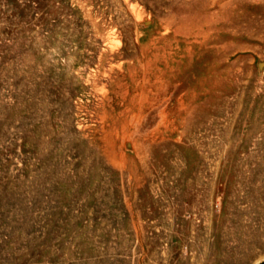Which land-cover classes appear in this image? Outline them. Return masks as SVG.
Segmentation results:
<instances>
[{"label":"rangeland","instance_id":"374dc122","mask_svg":"<svg viewBox=\"0 0 264 264\" xmlns=\"http://www.w3.org/2000/svg\"><path fill=\"white\" fill-rule=\"evenodd\" d=\"M134 1L144 37L123 0H0V264H264V0ZM102 19L151 63L117 156Z\"/></svg>","mask_w":264,"mask_h":264},{"label":"bare ground","instance_id":"6f19581e","mask_svg":"<svg viewBox=\"0 0 264 264\" xmlns=\"http://www.w3.org/2000/svg\"><path fill=\"white\" fill-rule=\"evenodd\" d=\"M123 3L129 12V21L134 23L135 29L137 30L139 36L144 37L145 34H147V31L143 32V29L148 30L150 28L149 26L153 25L154 21H152L151 17H148L146 15V11L143 8H140L138 5L135 4L134 0H123ZM137 4H139V3H137ZM150 5H152V4H150ZM91 12H92V10H91ZM180 17L181 18L179 20L183 22V21L187 20L190 16L180 15ZM177 22L179 23V21H177ZM189 22H191V21H189ZM184 23H188V22H184ZM168 25H170V24H168ZM201 25H203V24H201ZM95 26H96L97 30H98V28H103V29L108 30L107 21L105 19H102L99 21L95 20ZM165 26L168 27L167 25H165ZM187 27H190V26H187ZM191 27H190V29H191ZM186 29H188V28H186ZM98 31H99V37H97V40H98V42L102 43L101 49H102V53H103V54H101L100 59H102L104 61L105 68L108 70V72L106 73V76H104L97 83L99 88H100L101 94L98 95L97 105L93 109L94 110L93 111L94 112V119L96 120V124L100 125L101 121H103V122L108 121L103 116L106 115V108L108 107L110 100L112 101L113 95L115 93H117L120 89L123 90L126 87H128V89H129V87H130L131 91L130 92L127 91L125 93L126 97L128 99L139 95L142 90L144 91L145 87L149 84V80H150L149 77L151 75V73H150L151 71L149 72L148 65L150 66L151 63L147 64V60H146L145 56H143V54H141L140 56H137L134 59H133L134 56L132 57V59H129V56H128L129 52L122 45V38L123 37L121 38V34H120L121 32H118L117 30H114V29H111L110 31L108 30L109 32H105V31H101V30H98ZM158 32L159 31H157V34H158ZM166 32H168V31H165V33ZM188 35H187V37H188ZM196 35H197L196 37H197L198 41H196L195 44L199 45L201 42L200 39L202 36L201 32L198 31V33ZM111 36L116 37L117 41H119L118 45L110 42ZM179 36H181V35H179ZM155 48H157V47H155ZM121 97H123V96H121ZM124 104L121 106L119 114L116 111V114L118 116L115 117L114 120H112L113 121L112 124L109 125L108 124L109 122L108 123L106 122L107 125H109V134L111 137H114V140H113L112 144H109V143L105 144L103 141H102V143H103V147L106 150V152L111 156H114V155L117 156L118 155V151L121 150V148L119 147V144L120 143L122 144L124 141V138H125L123 135L124 134V127H123V125H121L123 122L124 115L127 114ZM90 113L92 114V112H90ZM94 121H92V122H94ZM100 130H102V129H100ZM169 131H170V126L166 125L165 133L167 134V133H169Z\"/></svg>","mask_w":264,"mask_h":264}]
</instances>
